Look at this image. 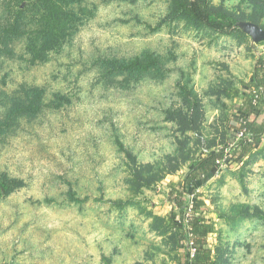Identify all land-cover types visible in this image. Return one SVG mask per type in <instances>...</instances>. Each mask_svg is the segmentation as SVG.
Instances as JSON below:
<instances>
[{"label": "rangeland", "instance_id": "1", "mask_svg": "<svg viewBox=\"0 0 264 264\" xmlns=\"http://www.w3.org/2000/svg\"><path fill=\"white\" fill-rule=\"evenodd\" d=\"M207 1L251 12L245 0ZM168 7L83 0L84 20L46 62L31 64L22 39L0 55V119L14 102L41 95L35 117L0 132V176L23 182L0 194V264H179L190 246L168 228L179 210L166 184L184 179L212 148H224L226 160L184 196L185 218L197 195L214 225V264H264V219L244 217L264 213V137L236 161L242 145L228 127L245 92L240 83L264 61V41L163 23ZM149 55L160 71L135 77L104 68L105 60ZM180 111L197 130L182 129ZM143 165L160 179L138 189L131 170Z\"/></svg>", "mask_w": 264, "mask_h": 264}, {"label": "trees", "instance_id": "2", "mask_svg": "<svg viewBox=\"0 0 264 264\" xmlns=\"http://www.w3.org/2000/svg\"><path fill=\"white\" fill-rule=\"evenodd\" d=\"M83 0H0V8L4 9L0 17V55L4 52L10 53V45L14 40L24 41V51L29 57L31 64L46 62L51 53L59 51L65 42L77 31L84 20L85 11H82ZM251 7V12L236 14L224 7L214 6L207 0H169L168 13L163 23H184L188 29L210 30L217 35L246 37L245 33L238 29V23L251 22L259 26L260 20L264 18V0H245ZM263 42V41H262ZM261 43V42H260ZM104 68L110 75H128L140 77L150 72L162 69L160 60L156 57L147 56L143 59L133 58L130 60H105ZM244 89L243 98L236 112L228 119V127L235 135L243 132V137L238 145H242L241 154L235 158L240 161L252 149H258L264 136V119L257 122L258 116L264 113V61L258 60L253 71V79L250 82H241ZM35 91V90H33ZM258 94L254 95L253 92ZM240 89L232 91L233 97H238ZM257 96V97H256ZM28 102L15 103L10 107L4 119H0V132L11 127L12 120L20 117H35L41 111V95L36 93L35 97H28ZM179 112L176 118L178 124L183 125V130H197V124L192 117ZM189 118V119H187ZM250 138L246 142L245 138ZM245 142V143H244ZM244 143V144H243ZM122 149V146H121ZM123 150V149H122ZM129 161L134 164L135 159L129 153L126 154ZM225 149H209L184 179L167 183L172 203L179 210L172 213L168 218V228H173L180 233L182 241L194 249L193 254L188 250L180 259L179 264H214L212 251L208 248L207 238L214 233V225L205 215L203 208L205 203L198 196H194L190 204V214L185 218L184 196L195 184L203 185V181L214 177L215 169L219 161H225ZM150 165L139 168L133 166L131 178L137 182V188L148 187L160 177L151 173ZM176 171V169H175ZM204 178L201 181L200 178ZM158 178V179H157ZM23 186L22 180L11 179L6 174L0 176V194L9 195ZM70 194L71 200L79 202ZM179 215V221H176ZM256 217L264 219V213L259 209L252 212L245 211V218ZM163 222V218H156Z\"/></svg>", "mask_w": 264, "mask_h": 264}, {"label": "water", "instance_id": "3", "mask_svg": "<svg viewBox=\"0 0 264 264\" xmlns=\"http://www.w3.org/2000/svg\"><path fill=\"white\" fill-rule=\"evenodd\" d=\"M239 28L248 36L252 42L259 43L264 41V29L251 22H241L238 24Z\"/></svg>", "mask_w": 264, "mask_h": 264}, {"label": "built area", "instance_id": "4", "mask_svg": "<svg viewBox=\"0 0 264 264\" xmlns=\"http://www.w3.org/2000/svg\"><path fill=\"white\" fill-rule=\"evenodd\" d=\"M253 94L256 95V94H258V93L254 91ZM256 97H257V96H256ZM258 117H259V116H258ZM260 117H261L262 119H264V113H263ZM243 135H244L243 132L238 133V134L236 135V139H237V140H240V139L243 137ZM245 139H246V138H245ZM248 140L250 141V138H249ZM221 162H224V161H219V162H218V165H219V163H221ZM218 168H220V167L218 166ZM218 168H217V169H218ZM191 202H192V201H191ZM193 252H194V249L191 248V249L189 250V253L192 255Z\"/></svg>", "mask_w": 264, "mask_h": 264}, {"label": "crops", "instance_id": "5", "mask_svg": "<svg viewBox=\"0 0 264 264\" xmlns=\"http://www.w3.org/2000/svg\"><path fill=\"white\" fill-rule=\"evenodd\" d=\"M242 90H243V88H242ZM241 90V91H242ZM243 94H244V92L242 93V96L240 97V102H241V100H242V98H243ZM263 119L259 116L258 118H257V122H261ZM264 137V136H263ZM261 142H262V140H261Z\"/></svg>", "mask_w": 264, "mask_h": 264}]
</instances>
